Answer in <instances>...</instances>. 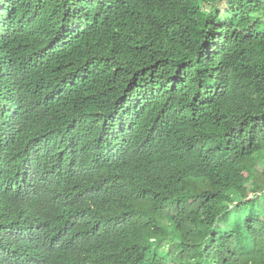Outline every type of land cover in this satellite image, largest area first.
<instances>
[{
	"label": "trees",
	"instance_id": "obj_1",
	"mask_svg": "<svg viewBox=\"0 0 264 264\" xmlns=\"http://www.w3.org/2000/svg\"><path fill=\"white\" fill-rule=\"evenodd\" d=\"M0 264H264V0H0Z\"/></svg>",
	"mask_w": 264,
	"mask_h": 264
}]
</instances>
